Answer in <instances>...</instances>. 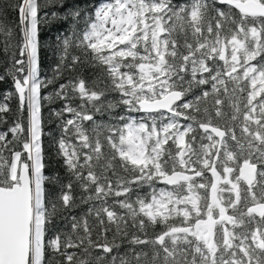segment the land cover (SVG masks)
<instances>
[{
    "label": "snow or ice",
    "instance_id": "snow-or-ice-1",
    "mask_svg": "<svg viewBox=\"0 0 264 264\" xmlns=\"http://www.w3.org/2000/svg\"><path fill=\"white\" fill-rule=\"evenodd\" d=\"M0 36V264H264V0H15Z\"/></svg>",
    "mask_w": 264,
    "mask_h": 264
},
{
    "label": "trees",
    "instance_id": "trees-1",
    "mask_svg": "<svg viewBox=\"0 0 264 264\" xmlns=\"http://www.w3.org/2000/svg\"><path fill=\"white\" fill-rule=\"evenodd\" d=\"M12 2L15 3V0H0V4L2 3H8ZM39 2L43 3V0H39ZM106 2V0H80L81 4H88L89 6L97 5L99 3ZM174 2H177V0H174ZM179 2H184V0H179ZM9 19L8 23H12L17 17L15 14L12 13V10L9 9ZM43 15V13H41ZM67 27L66 24H50V23H41L39 25V40L43 44V48L41 49V61H42V67H41V73H40V79H50L52 76V68L56 64L57 57L53 56L52 49L56 44V37L61 32L64 31V29ZM3 37L0 36V43H2ZM94 70H89L88 74H92ZM65 78L68 77L69 73H64ZM66 82V79L64 81H58V83ZM6 91H12L14 92V88L11 86V80H7L4 83H0V103H4L5 101L2 98V94ZM53 91V86H48L47 88L42 90L43 95H51ZM111 99V97H109ZM17 99L13 98L10 101L11 107L13 109V112H15V109L17 107ZM42 104L44 107L42 108V147L44 150V156H45V175L46 176H52L55 174H59L61 176H65V170L60 164L58 163L57 158L54 154V149L52 147V136L56 133V125L53 123L55 120V117L52 116L51 110H59L61 107L62 102L57 101L56 103H49L48 101H42ZM75 106V103L73 104ZM96 119L98 120H107V116H97ZM7 120L9 123H11L12 115L7 116ZM6 127L3 124H0V131H6ZM46 187L49 191H52V185L48 184L46 182ZM156 187H163L162 185H157ZM77 194H79V189L76 190ZM150 191L149 188L144 187L139 190V194L144 196ZM135 199V197H133ZM109 204H111V199H109ZM89 207L88 204H79L75 210L76 215H82L84 212H86L87 208ZM118 212H122L123 210H120L117 208ZM60 226L63 227V222H59ZM47 235H52L51 232H49Z\"/></svg>",
    "mask_w": 264,
    "mask_h": 264
},
{
    "label": "water",
    "instance_id": "water-1",
    "mask_svg": "<svg viewBox=\"0 0 264 264\" xmlns=\"http://www.w3.org/2000/svg\"><path fill=\"white\" fill-rule=\"evenodd\" d=\"M163 186V185H162Z\"/></svg>",
    "mask_w": 264,
    "mask_h": 264
}]
</instances>
